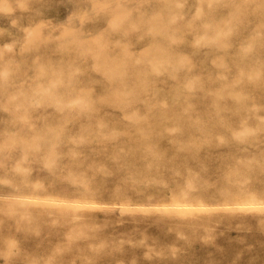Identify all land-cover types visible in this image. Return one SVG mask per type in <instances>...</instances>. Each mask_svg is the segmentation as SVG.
<instances>
[{
    "label": "rangeland",
    "instance_id": "obj_1",
    "mask_svg": "<svg viewBox=\"0 0 264 264\" xmlns=\"http://www.w3.org/2000/svg\"><path fill=\"white\" fill-rule=\"evenodd\" d=\"M0 264H264V0H0Z\"/></svg>",
    "mask_w": 264,
    "mask_h": 264
}]
</instances>
